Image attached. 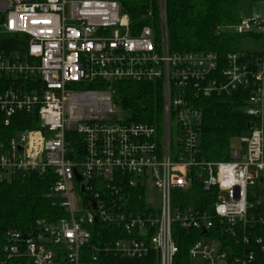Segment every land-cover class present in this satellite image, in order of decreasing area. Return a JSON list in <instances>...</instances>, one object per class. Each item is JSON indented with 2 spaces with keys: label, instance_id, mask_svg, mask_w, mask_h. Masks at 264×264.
<instances>
[{
  "label": "built area",
  "instance_id": "obj_1",
  "mask_svg": "<svg viewBox=\"0 0 264 264\" xmlns=\"http://www.w3.org/2000/svg\"><path fill=\"white\" fill-rule=\"evenodd\" d=\"M145 1L147 21L138 25L119 0H0V32L28 36L24 55L0 52V112L5 124L18 112L40 121L0 141V175L53 169L52 191L65 211L26 238L8 231L0 264H87L82 249L99 222L127 235L103 248L122 258L155 251L159 264H174L177 226L203 235L189 249L190 264L264 261V50L228 53L223 63L212 51H172L168 0ZM235 30L264 36V16L242 19ZM118 81L159 88V117L115 115L110 86ZM82 83L109 87L76 86ZM238 89L255 120L229 159L206 161L198 100ZM144 179L161 193L157 213L145 197L143 207L132 205V190L145 195ZM195 185L213 193L211 206L173 197Z\"/></svg>",
  "mask_w": 264,
  "mask_h": 264
},
{
  "label": "trees",
  "instance_id": "obj_2",
  "mask_svg": "<svg viewBox=\"0 0 264 264\" xmlns=\"http://www.w3.org/2000/svg\"><path fill=\"white\" fill-rule=\"evenodd\" d=\"M123 11L128 13L131 22L146 23L145 0H119ZM238 0H168L167 19L172 51H212L218 54L223 63L228 53L243 52L238 46L242 37L235 26L242 20L237 10ZM1 22V16H0ZM28 36L0 32V52L24 55ZM248 55L256 51H244ZM81 88H107L100 83L77 84ZM0 87H4L0 81ZM114 102L120 107L127 121L148 122L161 112V92L151 83L118 81L110 86ZM247 93L238 89L233 94L213 95L198 100L204 111V121L199 141V156L206 161L229 159V152L235 140L247 134L249 125L255 118L245 111ZM5 116L0 112V141H7L19 130L38 128L37 113L18 112L5 124ZM67 139L81 145L77 133H67ZM72 157V156H70ZM56 181L53 169L44 174L0 175V244L8 231L17 230L24 234L38 231L42 223H55L65 216L59 198L53 193ZM132 205L143 207L144 195L140 190H132ZM185 204L195 201L199 206H211L214 195L195 185L188 193H176ZM127 235L121 229L99 222L93 226L90 241L82 249V261L89 264H159L158 255L152 251L143 258H122L103 248ZM200 231H183L174 227V238L179 252L174 264H190L189 249L201 239ZM96 260H93V257ZM264 264V261L262 262Z\"/></svg>",
  "mask_w": 264,
  "mask_h": 264
},
{
  "label": "rangeland",
  "instance_id": "obj_3",
  "mask_svg": "<svg viewBox=\"0 0 264 264\" xmlns=\"http://www.w3.org/2000/svg\"><path fill=\"white\" fill-rule=\"evenodd\" d=\"M237 10L242 17V19H252L255 15L264 16V0H238ZM240 50L244 51H263L264 50V36L260 34L253 35H242L238 42ZM115 115L118 117H124L125 115L121 111L120 107L116 104ZM238 144V141H234ZM10 177V174H7ZM145 180V198L150 207H152L155 212L160 207L161 204V193L156 187L155 181L153 179ZM176 198V195H173ZM80 214V213H78ZM56 264H70L64 260L56 262Z\"/></svg>",
  "mask_w": 264,
  "mask_h": 264
},
{
  "label": "water",
  "instance_id": "obj_4",
  "mask_svg": "<svg viewBox=\"0 0 264 264\" xmlns=\"http://www.w3.org/2000/svg\"><path fill=\"white\" fill-rule=\"evenodd\" d=\"M79 180H81V177L79 176ZM261 181H262V178H261ZM27 237V235L25 234V235H23V238H26Z\"/></svg>",
  "mask_w": 264,
  "mask_h": 264
}]
</instances>
